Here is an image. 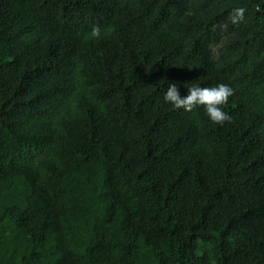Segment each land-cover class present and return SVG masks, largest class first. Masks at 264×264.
<instances>
[{
  "label": "trees",
  "instance_id": "trees-1",
  "mask_svg": "<svg viewBox=\"0 0 264 264\" xmlns=\"http://www.w3.org/2000/svg\"><path fill=\"white\" fill-rule=\"evenodd\" d=\"M0 264H264V0H0Z\"/></svg>",
  "mask_w": 264,
  "mask_h": 264
},
{
  "label": "clouds",
  "instance_id": "clouds-1",
  "mask_svg": "<svg viewBox=\"0 0 264 264\" xmlns=\"http://www.w3.org/2000/svg\"><path fill=\"white\" fill-rule=\"evenodd\" d=\"M246 9L243 7L233 10L231 21L239 24L245 18ZM90 35L99 37L101 30L98 26H93ZM188 94L181 95L176 83H169L163 96L165 104L170 105L175 110L183 109L185 112H193L195 109L203 108L209 120L216 125H223L231 119L225 107L228 105L230 97L234 94V89L227 84H218L215 87H201L199 85L187 86Z\"/></svg>",
  "mask_w": 264,
  "mask_h": 264
}]
</instances>
